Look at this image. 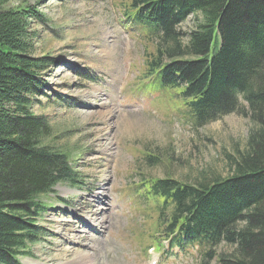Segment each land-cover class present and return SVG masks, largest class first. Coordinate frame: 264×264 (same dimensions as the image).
<instances>
[{"label": "trees", "instance_id": "16d2710c", "mask_svg": "<svg viewBox=\"0 0 264 264\" xmlns=\"http://www.w3.org/2000/svg\"><path fill=\"white\" fill-rule=\"evenodd\" d=\"M8 2L0 0V264H21L20 256L30 255L27 244L41 233L35 220L45 211L43 198L56 184L78 179L71 151L46 142L52 128L30 109L38 75L54 64L30 54L28 21L41 14ZM119 4L126 26L151 43L143 53L147 72L176 90L168 103L194 129L232 113L251 123L245 142H235L225 156V176L206 172L190 183L135 173L119 189L124 206L155 224L165 222L166 230L182 228L207 246L198 264H264V0ZM188 13L200 16L181 32ZM144 152L151 165L160 161L159 153ZM223 242L232 250L216 254L213 248Z\"/></svg>", "mask_w": 264, "mask_h": 264}, {"label": "rangeland", "instance_id": "374dc122", "mask_svg": "<svg viewBox=\"0 0 264 264\" xmlns=\"http://www.w3.org/2000/svg\"><path fill=\"white\" fill-rule=\"evenodd\" d=\"M119 1L9 0L7 4L24 8L26 3L41 14L40 19L33 16L28 21L30 54L49 57L54 64L38 75L40 88L29 96L30 109L46 117L52 128L46 142L71 151L69 160L78 179L75 185L56 184L43 198L45 211L35 220L41 233L37 242L27 244L30 255L20 256L21 264L26 259L60 264L71 259L74 251L87 253L94 264H149L154 258L160 264H198L195 246L186 251H139L130 226L138 214L124 206L118 189L135 173L190 183L206 177V172L225 176V156L235 142H245L251 127L246 117L232 113L193 129L170 105L148 101L157 98L153 92L133 98L145 100L139 107L146 115L141 113L129 99L127 90L133 86L128 81L135 78V68L148 60L143 53L151 43L133 25L126 26ZM195 16L188 13L181 32L191 30L200 15ZM218 41L215 36L211 53ZM105 143L108 152L103 151ZM144 151L159 153L160 161L151 165ZM100 191L105 193L103 209L94 215ZM101 216L107 219L105 225L92 229L88 217ZM135 226L144 229L147 220ZM73 227L75 232L70 230ZM232 248L223 242L214 250L220 254Z\"/></svg>", "mask_w": 264, "mask_h": 264}, {"label": "bare ground", "instance_id": "6f19581e", "mask_svg": "<svg viewBox=\"0 0 264 264\" xmlns=\"http://www.w3.org/2000/svg\"><path fill=\"white\" fill-rule=\"evenodd\" d=\"M91 114H92V112L88 113V115H91ZM98 114L100 115V117L106 116V115H104L103 113H100V112H98ZM105 145H107V144L105 143ZM103 151H105V152L110 151V146L108 147V145H107V146L103 147ZM96 195L99 196V199H98L99 203L95 205L96 207L92 211L94 215L97 214V213H99V211L103 209L102 208L103 206H101V205L104 204L103 199L105 198L104 191H100ZM88 219H90V220L88 221L87 218H86L88 224L91 225V228L93 227L92 229H96V230H101V224L104 223V222H106V220H107V219H105L102 216H101V218H95V219H93L91 217H88ZM83 223H85V222H83ZM104 225H105V223H104ZM88 227H89V225H88ZM70 230L75 232L76 231V228L74 229V227H73V229H70ZM75 237L78 238V239H80L81 238V235L78 234V233H76L75 234ZM68 241H71V240H68ZM73 241H78V240H76V239L75 240H72V243H75ZM74 253H75V255L71 259H69L66 262L65 261H62V262H60V264H94L89 259L87 253L82 252V251H77V252L74 251ZM24 264H44V263H42L41 261L35 260V259H26L24 261Z\"/></svg>", "mask_w": 264, "mask_h": 264}]
</instances>
